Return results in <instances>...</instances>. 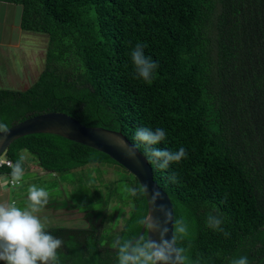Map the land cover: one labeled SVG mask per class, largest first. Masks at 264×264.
Returning a JSON list of instances; mask_svg holds the SVG:
<instances>
[{
	"label": "trees",
	"instance_id": "obj_1",
	"mask_svg": "<svg viewBox=\"0 0 264 264\" xmlns=\"http://www.w3.org/2000/svg\"><path fill=\"white\" fill-rule=\"evenodd\" d=\"M2 1L21 5L22 29L48 38L36 79L26 88L0 87V122L60 110L120 129L144 154L136 130L164 129L166 140L154 147H184L187 157L166 170L148 161L175 217L189 226L180 246L191 264H231L240 256L264 264V0ZM137 43L158 63L151 83L135 75ZM22 154L25 171L35 161L82 179L81 193L70 185L72 202H48L76 207L85 221L46 225L64 242L61 264H118L115 240L136 236L147 213L145 196L124 191L139 189L137 178L105 152L57 133L25 134L5 150L12 163ZM87 165H111L119 176L91 190L92 167L76 174ZM0 172L11 176L12 169L3 164ZM209 212L230 235L208 227Z\"/></svg>",
	"mask_w": 264,
	"mask_h": 264
},
{
	"label": "clouds",
	"instance_id": "obj_2",
	"mask_svg": "<svg viewBox=\"0 0 264 264\" xmlns=\"http://www.w3.org/2000/svg\"><path fill=\"white\" fill-rule=\"evenodd\" d=\"M146 45L137 43L131 52L135 75L143 81L151 83L158 63L146 56ZM7 123L0 122V143L10 134ZM134 139L144 145V152L148 160L159 169L166 170L172 163H180L187 157V150L180 147L177 151L161 149L155 145L166 140V132L162 128L152 130L149 127L138 128ZM139 144L128 150L129 158L136 155L135 149ZM27 157L20 155L15 163L7 162L12 169V184L15 186L24 177V162ZM172 182L177 181L175 174L169 177ZM0 188H7V184H0ZM124 191L133 197L147 196L155 211L163 215V220L149 213L138 220L149 235L143 234L131 238H117L113 247L117 250L118 264H191L187 255L188 249L180 246V242L189 237V226L184 218H176L173 209L158 203L162 199L159 189L149 192L148 186L139 189L125 186ZM28 207L21 209L13 204L0 203V260L6 264H61L58 249L63 241L47 232V221H42L38 213L49 202V193L44 188L32 185L28 189ZM223 220L219 214L209 212L207 225L215 231L223 232L227 237L228 231L222 227ZM171 225V227H169ZM169 232L172 233L169 238ZM150 233H156L159 239H154ZM231 264H249L247 256L234 259Z\"/></svg>",
	"mask_w": 264,
	"mask_h": 264
},
{
	"label": "rangeland",
	"instance_id": "obj_3",
	"mask_svg": "<svg viewBox=\"0 0 264 264\" xmlns=\"http://www.w3.org/2000/svg\"><path fill=\"white\" fill-rule=\"evenodd\" d=\"M20 8L21 6L19 4L13 3L10 13L7 15L8 24L12 25L6 30L7 36L9 35L12 40L17 39L14 41V44L17 46L13 48L7 46L5 43H0V87H6L7 85L13 88H26L36 79L44 66L45 47L48 34L45 32L21 29L19 25V18L21 15ZM23 152L26 156H31L27 150ZM1 156H5V151ZM32 163L34 165L36 164L34 161H28L29 166ZM86 167L85 170L77 168L76 174H79L80 171L87 172L92 166L89 167L87 165ZM101 167L98 168V166H94L91 172L89 171L91 176H94V180L91 182V190L95 188H104L106 183L119 176L113 166L108 165L106 168L105 166ZM38 170L43 171V169L37 166L32 168V170L24 171V177L20 181L21 184L15 186L9 183V179L12 176H9L5 172H0L1 183L7 184V189L12 191L11 196L13 194L15 195V193L16 196L19 195V189L25 188L28 190L30 186L35 185L37 188H44L49 193V200L56 197L57 202L61 201L64 197L70 199L71 196H73V198H75L72 188L70 189V185L73 186L74 183V187L78 186V188L74 190L81 193V188L79 186L82 179L78 176H74V173L62 177V174L51 171L36 174ZM19 201L22 202L21 195L19 196ZM70 201L72 202L73 200L70 199ZM113 202L114 200H111L110 204ZM23 204V207H28L29 202L27 201ZM20 205H18V207H20ZM38 215L42 221L46 220L47 224L51 225L64 224L77 226L85 224L81 211L76 207L63 206V204L59 205V207L54 206L52 209L50 207L47 213L40 212ZM121 222V217H119L114 226L115 229L121 226ZM105 224L107 226L110 225L108 222Z\"/></svg>",
	"mask_w": 264,
	"mask_h": 264
},
{
	"label": "water",
	"instance_id": "obj_4",
	"mask_svg": "<svg viewBox=\"0 0 264 264\" xmlns=\"http://www.w3.org/2000/svg\"><path fill=\"white\" fill-rule=\"evenodd\" d=\"M9 127L11 129L10 134L3 143H0V155L14 139L22 135L34 132L57 133L105 152L130 171L137 178L141 187L147 185L149 192L154 188L159 189L162 199L158 203L166 205L169 209H173L169 194L153 178L152 167L146 155L138 147L135 149L136 155L134 158H129L127 155L128 150L135 144L120 129L108 128L101 125H87L73 115L60 110H47L35 113L16 121L9 125ZM145 198L147 202L146 215L151 213L163 220V215L154 210L147 196ZM145 231L141 226L137 235L143 234ZM146 234L147 236L149 235L147 231ZM150 235L154 239H159L156 233H150ZM168 235L170 238L172 233L169 232Z\"/></svg>",
	"mask_w": 264,
	"mask_h": 264
},
{
	"label": "crops",
	"instance_id": "obj_5",
	"mask_svg": "<svg viewBox=\"0 0 264 264\" xmlns=\"http://www.w3.org/2000/svg\"><path fill=\"white\" fill-rule=\"evenodd\" d=\"M12 4L13 3H11V2H7V1L0 0V43H5V44H7V46L14 48L15 46H17L16 44H14V41L17 40V39H15V40L10 39L11 37H9V35L7 36V32H6V30L9 29L12 26V25H9L8 24L9 22L7 21V15L10 13ZM20 10H21V8H20ZM1 19H3V20H1ZM19 25H20V18H19ZM6 87H8V86L6 85ZM11 88H13V87H11ZM36 166L37 167H40L37 163L35 165L32 163L30 165V167H29L30 168L29 170H32V168H34ZM45 172H48V171H46L44 169H43V171H39L38 170L36 174H42V173H45ZM0 184H2L1 183V178H0ZM20 184L21 183L19 182V185ZM19 191H20V194L19 195L16 196V193H15V195L13 194L11 196L12 191L10 189L0 188V203H6V204H13L14 203L16 206H18V205L21 204L20 205V208L21 209L26 208V207H23V205H24L23 203L28 201V190L25 189V188H22V189H19ZM20 195L22 197V202L19 201V196ZM50 207L52 209V207H54V206H49V204H47L43 208V210L41 211V213H43V212L47 213V210ZM45 218H46V216H45ZM47 225H51V224H47ZM0 264H6V262L0 260Z\"/></svg>",
	"mask_w": 264,
	"mask_h": 264
},
{
	"label": "built area",
	"instance_id": "obj_6",
	"mask_svg": "<svg viewBox=\"0 0 264 264\" xmlns=\"http://www.w3.org/2000/svg\"><path fill=\"white\" fill-rule=\"evenodd\" d=\"M7 162H11V160L9 158H7L6 156H1L0 155V166L3 165V164H7ZM12 177L9 179V183L12 184Z\"/></svg>",
	"mask_w": 264,
	"mask_h": 264
}]
</instances>
